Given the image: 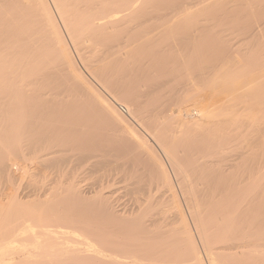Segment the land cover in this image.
<instances>
[{
    "label": "bare ground",
    "instance_id": "bare-ground-1",
    "mask_svg": "<svg viewBox=\"0 0 264 264\" xmlns=\"http://www.w3.org/2000/svg\"><path fill=\"white\" fill-rule=\"evenodd\" d=\"M0 181V264H264V0H0Z\"/></svg>",
    "mask_w": 264,
    "mask_h": 264
},
{
    "label": "rangeland",
    "instance_id": "rangeland-1",
    "mask_svg": "<svg viewBox=\"0 0 264 264\" xmlns=\"http://www.w3.org/2000/svg\"><path fill=\"white\" fill-rule=\"evenodd\" d=\"M74 55V57L76 58V61H77V63L79 64V66H80V62L77 60V57L75 56V54H73ZM81 67V66H80ZM95 85H96V83H94ZM97 86V85H96ZM99 88V87H98ZM100 89V88H99ZM100 91L102 92V91H104V90H101L100 89ZM104 93V96L106 97V98H108L109 100H112L111 99V97L109 96V94H106L107 92H103ZM117 103H115V105H116ZM120 105V106H119ZM117 104L116 106H117V108H120L121 109V105H123V108H124V104H122V102L120 103V104ZM122 116H124V117H126L129 121H131L132 122V124H134L136 127H137V129L141 132V133H143L144 134V132H143V130L140 128V127H138L137 126V124L135 123V122H133L134 120H132V119H130L131 117L128 115V113H120ZM124 114V115H123ZM126 115V116H125ZM129 116V117H128ZM110 124V123H109ZM109 124H108V127H112V126H109ZM113 125V124H112ZM117 125V124H116ZM114 126H115V124H114ZM115 127H117V128H119V126H115ZM114 128V127H113ZM112 129V128H111ZM107 130V132L106 133H104V134H106L105 136H104V139H105V141H106V144H107V146H109V148H110V150L111 151H113V152H115V153H121V154H123V152L125 151V152H127V150H128V148H130V146L127 148V146H128V144H130L129 142H128V140L126 139V136H124L123 135V133H121V130H119V129H115V130ZM117 130H118V132H117ZM115 131V132H114ZM109 132V133H108ZM124 137V138H123ZM107 138V139H106ZM127 145V146H126ZM126 146V147H125ZM111 147H113V148H111ZM115 148V149H114ZM124 149H126V150H124ZM117 152H116V151ZM122 150V151H121ZM156 150H157V152H158V154L160 155V157H162L163 158V160H164V162H165V156L162 154V152L156 147ZM124 152V153H125ZM120 155V154H119ZM163 155V156H162ZM165 158V159H164ZM166 162H167V164H166ZM166 162H165V164H166V166H167V168H169L168 170H169V172H170V174H171V176H173L174 177V174H173V170L171 169V167H170V165H169V163H168V161L166 160ZM169 165V166H168ZM87 167V166H86ZM88 168V167H87ZM90 172V171H89ZM92 172V171H91ZM89 173V178H90V180H89V182H90V184L91 185H96L95 187H97L98 186V184H100L99 183V180L98 179H100L101 178V172H103V171H100L99 173L98 172H95L94 171V175L92 174V173ZM96 173V174H95ZM90 174H92V176L90 175ZM97 175V176H96ZM94 176H96V177H94ZM99 176V177H98ZM112 176H114V179L113 178H111V179H113V180H115V182H116V185H115V187L114 188H117V189H119V188H122L123 186H124V184L123 183H121L120 181H121V175L119 176V175H114L113 173H112ZM92 177V178H91ZM98 177V178H97ZM97 181H96V180ZM174 179V178H173ZM95 180V183L96 184H94L93 183V181ZM1 182V181H0ZM98 182V183H97ZM8 185V184H7ZM7 185H5L4 184V181L2 182V183H0V195L2 194H4V195H6V192H4V191H6V189H7ZM5 186H6V189H5ZM45 189L47 188L46 186L44 187ZM9 189V188H8ZM18 189H19V193H22V194H24V193H29V192H32V190H34V188L32 187V186H29L28 185V183L26 182V181H22V182H20L19 183V185H18ZM43 190V189H42ZM120 191H124V190H120ZM44 192V191H43ZM43 192H42V194H43ZM33 193V192H32ZM7 194H8V190H7ZM123 201L125 202V203H129V204H132V201L130 200V197L129 196H125L124 198H123ZM199 245H200V243H199ZM200 247H201V245H200Z\"/></svg>",
    "mask_w": 264,
    "mask_h": 264
},
{
    "label": "built area",
    "instance_id": "built-area-1",
    "mask_svg": "<svg viewBox=\"0 0 264 264\" xmlns=\"http://www.w3.org/2000/svg\"><path fill=\"white\" fill-rule=\"evenodd\" d=\"M125 108H121V110L123 111V112H125V110H124Z\"/></svg>",
    "mask_w": 264,
    "mask_h": 264
}]
</instances>
